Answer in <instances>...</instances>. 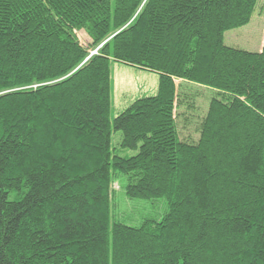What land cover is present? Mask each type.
<instances>
[{
    "label": "trees",
    "instance_id": "trees-1",
    "mask_svg": "<svg viewBox=\"0 0 264 264\" xmlns=\"http://www.w3.org/2000/svg\"><path fill=\"white\" fill-rule=\"evenodd\" d=\"M257 2L0 0V264H264V35L224 43ZM116 63L158 86L111 121ZM176 80L216 93L195 144ZM116 182L167 213L114 221Z\"/></svg>",
    "mask_w": 264,
    "mask_h": 264
},
{
    "label": "rangeland",
    "instance_id": "rangeland-1",
    "mask_svg": "<svg viewBox=\"0 0 264 264\" xmlns=\"http://www.w3.org/2000/svg\"><path fill=\"white\" fill-rule=\"evenodd\" d=\"M264 35V0H258L250 23L242 28L228 31L224 35L226 46L243 50L251 53L260 51ZM79 41L87 46L88 37L82 32L79 34ZM94 54V53H93ZM126 66L114 64L112 67V77L122 72L124 80L122 83L116 82L113 91V107L110 113V120L117 116L123 109L118 110L124 105L134 101L139 95L141 86H147L150 83L151 73L147 71L141 73L144 79H136L134 75L125 69ZM149 74V75H146ZM137 77V76H136ZM114 81V80H113ZM175 81L180 90L181 101L176 112L177 129L179 138L183 142L195 144L199 140L200 126L207 115L208 106L216 93L212 90L195 85H189L187 82ZM143 84V85H141ZM183 90H182V89ZM183 91V92H182ZM122 136L119 132L112 134V153L120 157H133L137 152L123 150L120 147ZM112 206L114 221L122 223L129 227H139L146 221H160L167 213V205L163 198L154 200H131L125 195L122 184L116 182L112 186Z\"/></svg>",
    "mask_w": 264,
    "mask_h": 264
},
{
    "label": "crops",
    "instance_id": "crops-1",
    "mask_svg": "<svg viewBox=\"0 0 264 264\" xmlns=\"http://www.w3.org/2000/svg\"><path fill=\"white\" fill-rule=\"evenodd\" d=\"M261 50V49H260ZM260 52V51H259ZM125 69H128L131 73H132V75H134L135 76V78L137 79H140V78H142V79H144L143 77H144V75L143 74H141V73H143V72H145V71H143V70H139V69H136V68H132V67H125ZM149 73V72H148ZM146 75H149V74H146ZM137 76V77H136ZM149 77H150V83L147 85V86H144L143 84H141V85H143V86H141L142 88L140 89V91H139V93L141 94V96L139 95V97H137L136 99H138V98H142V97H151V96H154L155 94H156V92H157V86H158V75L157 74H153V73H151V75H149L147 78L149 79ZM113 80H114V85L116 84V82H118V83H122L123 82V80H124V77H122V72L121 73H117V75H115L114 74V76H113ZM177 81H179V80H177ZM180 82H182V81H180ZM179 82V83H180ZM185 83V82H184ZM176 84V83H175ZM177 85V84H176ZM190 85V84H189ZM192 85V84H191ZM114 93V98L116 97V95H115V92H113ZM114 98H113V100H114ZM135 99V100H136ZM134 100V101H135ZM115 101V100H114ZM133 102V101H132ZM131 102V103H132ZM131 103H129V104H127V105H124V106H122L121 108H119L118 110L120 111L122 108H127ZM124 110V109H123ZM122 110V111H123Z\"/></svg>",
    "mask_w": 264,
    "mask_h": 264
}]
</instances>
